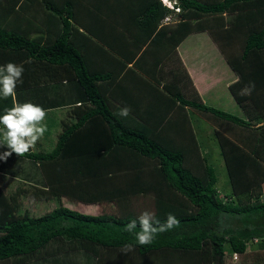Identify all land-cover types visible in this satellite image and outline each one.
Returning <instances> with one entry per match:
<instances>
[{
	"label": "trees",
	"instance_id": "16d2710c",
	"mask_svg": "<svg viewBox=\"0 0 264 264\" xmlns=\"http://www.w3.org/2000/svg\"><path fill=\"white\" fill-rule=\"evenodd\" d=\"M0 6L8 9L6 16L23 11L28 18H42L44 11L47 21L25 29L0 22V65L11 62L24 68L15 90L76 82L85 99L81 95L75 100L92 106L65 127L53 151L12 153L11 161H28L39 169L63 163L70 158L62 153L64 145L92 128L99 133L92 139V155L87 151L75 158L123 153L129 166L121 169L117 164L106 173L109 178L128 172L135 183L144 176L138 190L153 196L154 218L160 225L168 214L178 221L171 229L158 231L150 245H139L134 234L125 231L137 215L90 216L60 206L30 217L28 212L19 213V203L0 187L1 264H40L42 259L60 264V257L73 264L81 255L86 264H103L110 257L125 264H224L227 254L243 255L248 243L264 250V201L259 200L264 195V0H176L177 12L159 0H0ZM171 14L176 21L169 31L161 22ZM203 32L235 76L227 90L240 117L202 103L180 63L176 47ZM124 71L153 89L148 95L163 98L165 110L158 126L172 135L158 138L153 125L128 124L108 107L110 102L123 106L115 95L106 98L105 90L116 86ZM160 98L154 99L155 111ZM9 102L4 100L0 114L11 108ZM171 103L214 123L229 193L220 196L208 155L200 152L196 140L189 146L184 126L171 122ZM91 174L87 170L80 177Z\"/></svg>",
	"mask_w": 264,
	"mask_h": 264
},
{
	"label": "crops",
	"instance_id": "0c3cea01",
	"mask_svg": "<svg viewBox=\"0 0 264 264\" xmlns=\"http://www.w3.org/2000/svg\"><path fill=\"white\" fill-rule=\"evenodd\" d=\"M3 4L5 5V3ZM34 4L38 5V2L35 1ZM15 9H18V6ZM7 10L2 11L0 6L2 15L0 22L5 26L25 29L27 27L36 28L37 25H40L39 20L43 21L41 22L42 25L47 23V21H44V11L41 12L43 13L42 18H28L26 14L22 13L23 11H20L18 15H14L11 12L6 16L4 13ZM31 36L33 37L34 34L31 33ZM195 36H202L203 39L196 42L194 48H192V38ZM206 39H208V42H202ZM200 42H202V46L197 45ZM204 44L207 45L206 53L210 52V44H212L213 48H216L205 32L192 34L176 47V53L182 67L191 80L193 88L199 96V100L206 105L216 108L219 105H224L225 88H227L225 84L226 63L217 48L215 49L217 52L211 48L210 58L212 61L207 62V56L201 52ZM188 46L195 50L193 54L187 52L186 47ZM215 59L216 61H214ZM168 66L171 67V64L168 63ZM105 91L106 98L115 95L114 97L123 105L119 106V108L115 102L108 103V107L115 112L118 119L132 125H136V122L149 123L153 125L154 136H158V138L169 137V134L172 135V133L165 135L164 129L160 131L158 126L159 116H163L165 110L162 108L163 103H161L163 98L158 97V93H156L157 95L154 94L153 97L150 94L148 95L147 93L153 91V89L145 85L136 75L128 73V71L122 72L117 80V85L111 88V90ZM15 92V102L20 104L30 102L46 110V116L42 122L46 125V131L37 140L35 145L30 148V151L35 153H50L53 151L58 137L65 127L74 124L78 119L77 115L82 114V112L91 106L90 103H85L84 100H75L77 96L81 97L82 95L76 82H61L31 89H18ZM8 98L0 99V108L4 100H6L7 104L9 102V105L11 103V107H13V98ZM156 98H160L159 102L161 104L158 111H155V107L158 106L156 103L158 101L154 100ZM83 99H85L84 96ZM165 104H168L167 101ZM125 106L130 108L131 114L129 113L127 117H122L119 115V110ZM147 109L152 116H146L145 110ZM191 113L188 108H182L178 103H174L170 105L168 114L173 124L184 126L187 131L189 146L193 144V140H196L201 146L197 131L194 133V130H198V128L193 130L189 121L191 118L188 117V114L191 115ZM196 114L194 115L198 117V122L204 124V127L206 124L209 128V125H211L210 117L207 116L205 118L202 115ZM95 122L102 126L101 119L96 118ZM82 133L73 135L72 139L63 147V155H68L70 158L64 160L63 163L46 164L41 168L42 171L36 164L28 161L12 162L10 156L6 161L0 162V187L3 192L14 199L13 201L19 203V213L28 212L30 217L36 218L61 206L90 216L110 215L114 217H128L130 214L140 216L145 211L151 212L154 215L153 196L142 194L138 190L144 182V176L141 180L142 183L139 176L138 181L133 183L130 180L134 178L133 173L131 175V173L127 172L126 175L122 174L119 178L115 179H110L109 174H106L115 166H118L117 164H120L118 167H121V169H124L122 167L128 165V157L123 153H120L121 156L109 153L110 155L107 157L93 154L94 158L83 159V163L81 159L75 158L76 155H83L87 151L92 155V152H90L94 148L92 139L93 136L99 134L97 130L92 128L86 131V134ZM2 152H4V149L0 150V153ZM202 153L204 154L205 152ZM145 168L144 166L142 167V169ZM87 170L92 173L91 176H88V178L87 176H83L81 178L80 173L83 175ZM136 183L139 184L132 187ZM50 184L52 188L49 187L51 186ZM130 189H133L132 192H130ZM92 197L95 198V201L86 200ZM117 198H121L120 201L116 200ZM233 255L227 254L224 264H226L227 257L229 256L233 264H264V250L259 249L256 243H248L246 252L243 255L236 254V258H233ZM53 258L55 259L56 257ZM61 259L63 260L60 264H69L67 258L60 257L59 260ZM128 261L131 263V260ZM72 262L73 264H86L87 259L85 255L83 257L81 255L76 257V260ZM126 262L122 260L118 261L115 257H110L104 259L103 264H125ZM40 264L50 263H45V259H42Z\"/></svg>",
	"mask_w": 264,
	"mask_h": 264
},
{
	"label": "clouds",
	"instance_id": "9594fccd",
	"mask_svg": "<svg viewBox=\"0 0 264 264\" xmlns=\"http://www.w3.org/2000/svg\"><path fill=\"white\" fill-rule=\"evenodd\" d=\"M159 1L174 11L176 0ZM23 71V65L11 62L0 65V99L13 98V107L5 109L0 114V147L8 149L0 153V162L6 161L12 153L23 155L29 152L46 131V125L42 123L46 116L45 109L30 102L22 104L15 102V89L18 83L22 82ZM129 113L130 108L127 106L119 110L122 117H127ZM177 224L178 221L172 214H168L166 223L160 225L159 220H156L151 212L145 211L138 218L131 219L125 225V231L134 234L139 245H150L158 231L171 229Z\"/></svg>",
	"mask_w": 264,
	"mask_h": 264
},
{
	"label": "rangeland",
	"instance_id": "374dc122",
	"mask_svg": "<svg viewBox=\"0 0 264 264\" xmlns=\"http://www.w3.org/2000/svg\"><path fill=\"white\" fill-rule=\"evenodd\" d=\"M175 21H176L175 15L171 14L166 19H164L161 22V24L164 26V29L169 30V29H171L170 27L173 24H175ZM202 39H203L202 36L193 37L192 38V42H193L192 48H194L196 42H199ZM202 42H208V39L203 40ZM202 42L198 43L197 45L202 46ZM206 46L207 45L204 44V47L201 50V52L203 55L207 56V62H210V61H212L210 58V55H211V51H212L211 48H213V46H212V44H210V49H209L210 52H208V53H206V49H207ZM192 48L190 46L186 47L187 52L188 53L190 52L191 54H193V52H195V50ZM213 49L215 50L216 48H213ZM174 58H175V54H172L168 60L169 64L174 62ZM214 61H216V59ZM172 65H174V64H172ZM228 75H230V76H228ZM231 75H233V74L226 65V80H225L226 87L230 83V81L235 79V76H231ZM225 89H226V92H225L224 105L223 104L221 106L219 105V107H216V108L240 117L241 116L240 110L238 109V107L234 103V100L230 96L227 88H225ZM222 103H223V100H222ZM182 108H184V107H182ZM189 111H191V110L189 109ZM191 112H192L191 115L188 114V117L191 118V120H189V121L191 122V126H192L193 130L198 128V130H194V133H196V131H197V133L199 135V143H201L200 152H205L208 155L209 164H211V166L215 169L216 176L218 179L217 184H216V189L220 193V196L222 197V195L229 193L230 188H229L228 183H227V176H226V171L224 168L223 160L219 156V149H218V145L216 144V137L214 134V128H215L214 123L211 122V125H209V128L205 124V127H206L205 128L203 126L204 124H202L201 122H198V117L194 115L196 113H194L193 111H191ZM259 200L264 201V195ZM230 259H231L230 256L227 257L226 264H233Z\"/></svg>",
	"mask_w": 264,
	"mask_h": 264
},
{
	"label": "built area",
	"instance_id": "2783aa9c",
	"mask_svg": "<svg viewBox=\"0 0 264 264\" xmlns=\"http://www.w3.org/2000/svg\"><path fill=\"white\" fill-rule=\"evenodd\" d=\"M170 8H171V7H170ZM173 10H174L175 12H177V11H178V8H174ZM233 258H236V254L233 255Z\"/></svg>",
	"mask_w": 264,
	"mask_h": 264
}]
</instances>
